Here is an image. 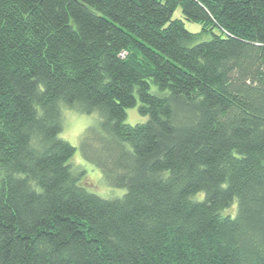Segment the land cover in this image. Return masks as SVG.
<instances>
[{
  "label": "trees",
  "instance_id": "trees-1",
  "mask_svg": "<svg viewBox=\"0 0 264 264\" xmlns=\"http://www.w3.org/2000/svg\"><path fill=\"white\" fill-rule=\"evenodd\" d=\"M65 107L123 197L71 167ZM0 264H264V0H0Z\"/></svg>",
  "mask_w": 264,
  "mask_h": 264
},
{
  "label": "rangeland",
  "instance_id": "rangeland-1",
  "mask_svg": "<svg viewBox=\"0 0 264 264\" xmlns=\"http://www.w3.org/2000/svg\"><path fill=\"white\" fill-rule=\"evenodd\" d=\"M174 20H182L186 29L190 33L199 35L197 43L210 41L212 35L202 34V25L189 22L184 19L182 9L179 8L174 13ZM214 33H218L215 30ZM155 91V88L153 87ZM139 106L131 108L127 111L126 124L137 125L147 121V118L139 114ZM63 118V133L60 135L62 140L68 141L77 151L74 157L70 160L73 170L80 174L81 182L94 194L99 195L105 199L121 198L126 193L125 189H118L110 186L104 179V173L101 171L94 161V157L90 155L88 147L93 148L96 146V139L92 136L93 132L96 137L102 140L101 158L107 160L110 156V162L115 160L119 153L111 144V138L102 127V116L99 113L82 114L76 108L65 107L62 114ZM92 130H94L92 132Z\"/></svg>",
  "mask_w": 264,
  "mask_h": 264
}]
</instances>
